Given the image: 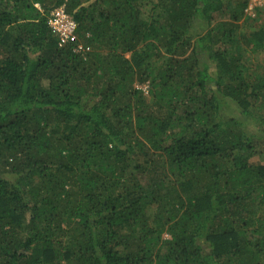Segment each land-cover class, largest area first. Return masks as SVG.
Returning a JSON list of instances; mask_svg holds the SVG:
<instances>
[{
    "label": "trees",
    "instance_id": "trees-1",
    "mask_svg": "<svg viewBox=\"0 0 264 264\" xmlns=\"http://www.w3.org/2000/svg\"><path fill=\"white\" fill-rule=\"evenodd\" d=\"M246 7L0 0V264H264V22Z\"/></svg>",
    "mask_w": 264,
    "mask_h": 264
},
{
    "label": "rangeland",
    "instance_id": "rangeland-1",
    "mask_svg": "<svg viewBox=\"0 0 264 264\" xmlns=\"http://www.w3.org/2000/svg\"><path fill=\"white\" fill-rule=\"evenodd\" d=\"M234 3L236 2H243V1H247V7L245 10L246 16L250 18L249 23H248V28H252V30H255V26H258L260 24H262V22H264V0L259 1V0H233ZM62 6H65L62 5ZM66 9V6H65ZM150 8L148 7L146 11H149ZM262 11V13H261ZM258 12H259V17L258 16ZM51 13V12H50ZM50 15V14H49ZM242 28V27H241ZM243 29V28H242ZM245 44V43H244ZM249 56L253 57V60L255 62H260V64L262 65L261 70L264 68V52L259 53V54H255L253 55V53L248 51ZM127 56L130 57L131 53H127ZM260 60V61H259ZM149 82H145L143 84L140 83V81H136L135 82V86L134 87H138L143 89L144 91V95L149 99ZM261 148V147H259ZM263 150V148H261Z\"/></svg>",
    "mask_w": 264,
    "mask_h": 264
},
{
    "label": "built area",
    "instance_id": "built-area-1",
    "mask_svg": "<svg viewBox=\"0 0 264 264\" xmlns=\"http://www.w3.org/2000/svg\"><path fill=\"white\" fill-rule=\"evenodd\" d=\"M48 23L63 43L75 37L77 23L66 11L65 6H60L52 10L48 16Z\"/></svg>",
    "mask_w": 264,
    "mask_h": 264
}]
</instances>
